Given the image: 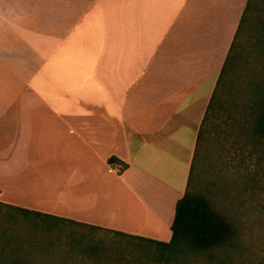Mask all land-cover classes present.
Returning <instances> with one entry per match:
<instances>
[{
  "label": "crops",
  "instance_id": "obj_1",
  "mask_svg": "<svg viewBox=\"0 0 264 264\" xmlns=\"http://www.w3.org/2000/svg\"><path fill=\"white\" fill-rule=\"evenodd\" d=\"M246 2L0 0V204L139 242L77 264H195L140 239L171 241Z\"/></svg>",
  "mask_w": 264,
  "mask_h": 264
},
{
  "label": "trees",
  "instance_id": "obj_2",
  "mask_svg": "<svg viewBox=\"0 0 264 264\" xmlns=\"http://www.w3.org/2000/svg\"><path fill=\"white\" fill-rule=\"evenodd\" d=\"M245 53L249 57L244 58ZM234 130L249 132L254 143L260 147L264 163V0L246 2L197 134L186 191L175 206L171 241L161 244L140 238L131 239L167 247V255L170 256L190 259L204 254L209 262L215 250L235 246L236 230L229 218L210 199L194 189L196 172L206 161L207 137L213 133L219 138L229 132L230 135ZM114 161L113 158L108 160L110 164ZM1 207L20 216L30 227L25 235L12 238L9 232L1 230L0 246L12 248L16 255L27 250L32 256L50 258L54 263L77 264L79 260L85 263L95 257L100 258L105 255V246L111 245L95 239L94 233L104 231L99 227L4 204H0ZM5 218L11 224L17 221L12 215ZM44 219H52L55 224L44 226L41 222ZM64 226L77 228L64 230ZM7 264L20 263L15 259Z\"/></svg>",
  "mask_w": 264,
  "mask_h": 264
},
{
  "label": "rangeland",
  "instance_id": "obj_3",
  "mask_svg": "<svg viewBox=\"0 0 264 264\" xmlns=\"http://www.w3.org/2000/svg\"><path fill=\"white\" fill-rule=\"evenodd\" d=\"M247 56V53L243 54L244 58ZM228 134L216 138L217 135L211 133L207 137L206 161L196 172L194 189L210 199L229 218L236 230L235 246L215 250L211 262L204 254L191 257V260L195 264H264V163L260 147L247 131L234 130ZM6 215L16 217V223L8 222ZM41 222L44 226L55 224L52 219ZM72 227L63 228H77ZM29 228L20 216L6 208H0L1 239V230L9 232L12 238L25 235ZM94 234L96 240L105 241L112 246L139 243L105 232ZM27 252L26 250L24 254L16 255L17 252L12 248L0 246V264H7L15 259L20 264H53L45 257L32 256Z\"/></svg>",
  "mask_w": 264,
  "mask_h": 264
}]
</instances>
